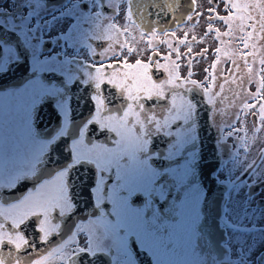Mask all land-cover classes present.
<instances>
[{"label": "snow or ice", "instance_id": "1", "mask_svg": "<svg viewBox=\"0 0 264 264\" xmlns=\"http://www.w3.org/2000/svg\"><path fill=\"white\" fill-rule=\"evenodd\" d=\"M208 4L205 34L221 46L198 81L203 38L175 39L203 15L197 0L179 16L183 0H0V264H264V0ZM74 83L91 103L79 123ZM202 106L216 129L208 164Z\"/></svg>", "mask_w": 264, "mask_h": 264}, {"label": "flooded vegetation", "instance_id": "2", "mask_svg": "<svg viewBox=\"0 0 264 264\" xmlns=\"http://www.w3.org/2000/svg\"><path fill=\"white\" fill-rule=\"evenodd\" d=\"M184 3V8L181 10V12H178L176 15H182L184 13H187L188 11V5L191 3V0H183ZM210 7V5L208 4V0H197V6L195 8V11L193 12V16H194V20H195V12H203V15H201L198 19V21H196L195 23L191 22V21H185V24L180 28L176 30V37L175 39H181L183 38L184 32L188 33V40L190 41L192 36L195 35L197 37V40L199 41L201 38H203V43H193L192 45V56H195V60L193 61L192 64V72H193V78L197 79L198 81L203 80L205 73L203 71L204 68L209 67L211 65V63L213 62V60L215 59V56L213 55L214 50L217 47H220V42L219 40L216 38V32L213 31L209 34H205L206 33V28L208 26V12L207 9ZM223 5H220V9L219 12L221 15H224L223 12ZM171 15V14H170ZM165 21L162 20V23H164ZM168 24H170L173 28L175 27V25L172 23L171 20L167 21ZM212 27L213 29H217L219 30L220 33H223L224 31H226L225 26L219 21V20H215L213 19L211 21ZM134 35H136L137 39L140 40L139 37V33L138 32H134ZM145 40L147 39V37L144 38ZM221 39L228 41V37H223L221 36ZM95 43V42H93ZM236 43L238 42H230L228 45H226L227 47L230 48H235L236 47ZM140 47H145V43L142 40L139 44ZM175 46V44H174ZM207 48L208 49V53H207V57H201V56H196L197 53H199L202 49ZM180 51L182 53H186L187 52V46L186 45H180ZM158 52L159 55L154 56V59L159 60L160 63H165V61L162 59V57L164 55L167 54L168 49L167 46L164 44H159L158 45ZM126 54V53H125ZM149 55H153V53L150 50L145 49V53L143 55V57H141V59L147 61V57ZM221 55V63H220V67H223L225 70H227V68L231 67V62L230 60L226 59L223 55V52L220 54ZM136 55L135 53L131 56L129 62H134L136 59ZM172 59H175V54L173 53L172 55ZM181 67H180V73L181 76H186L187 72H188V68H187V63L188 60L185 58H181V60L179 61ZM23 73V69H21L20 72H17L16 74V79H14L12 82L16 83L18 82L19 77L21 76V74ZM225 74H227V71H225ZM166 73L163 72V70L161 69L159 72H157L155 70V68H153V78L154 79H163L164 77H166ZM104 88H109L110 86L108 85H104L102 86ZM246 90H254L255 89V85H252L250 89H248L247 86H245ZM71 91V95H72V99L70 101V107L72 109L71 112V117L73 119H75L76 123H79L80 121V114L83 113L84 116L87 115L89 108L91 107V103L88 101V95L85 91V86L83 85H77L74 83L73 87L70 89ZM114 91V90H113ZM188 96H191L192 94H187ZM197 99H199V97H197ZM208 109L206 107H201V110L199 111V118H198V134H199V140H200V144L198 145L201 150H202V154L206 157L205 159V164H208L212 161L213 159V148L215 145V137H216V129L215 127L212 125L211 119L208 118L206 116ZM251 116L248 117V135L251 136L253 133L251 131L252 125H251ZM44 121L45 123H48L49 126H54L55 125V117L51 116L50 110L48 111V114H46L44 116ZM99 135V134H97ZM260 135H264V133H261ZM102 139V137H100ZM160 150L164 151L165 150V146L160 145ZM205 171H207V169H205ZM209 187H212L211 184H209ZM220 191L221 190H217L214 191L210 197L209 200V204L211 205V201H215L217 199V197L220 196ZM79 199L81 201H84L87 199L86 196H80ZM84 205L83 203L81 204V208H83ZM91 209L88 210V212H90ZM88 212H82L81 215L82 216H87ZM78 219V218H77ZM27 237L29 239L33 238V233H32V229H29L27 232ZM39 234H37V246L39 248H43L44 245L41 244L39 242ZM50 240H56L58 239V237L56 236L55 233L52 234V236L49 237Z\"/></svg>", "mask_w": 264, "mask_h": 264}]
</instances>
